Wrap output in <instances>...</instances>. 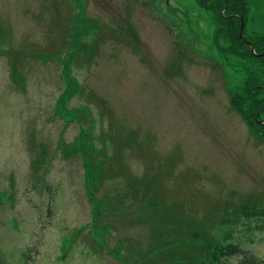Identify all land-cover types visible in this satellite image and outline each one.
Wrapping results in <instances>:
<instances>
[{"label": "rangeland", "instance_id": "rangeland-1", "mask_svg": "<svg viewBox=\"0 0 264 264\" xmlns=\"http://www.w3.org/2000/svg\"><path fill=\"white\" fill-rule=\"evenodd\" d=\"M208 12L0 0V264H264V140L230 103L248 65Z\"/></svg>", "mask_w": 264, "mask_h": 264}, {"label": "trees", "instance_id": "trees-1", "mask_svg": "<svg viewBox=\"0 0 264 264\" xmlns=\"http://www.w3.org/2000/svg\"><path fill=\"white\" fill-rule=\"evenodd\" d=\"M205 11H209L214 24L215 44L220 40L225 41L221 45V53L235 58L237 63L247 64V76L240 92H236L230 98L231 106L243 117L254 134L264 140V123L261 118L264 114V36L256 37L253 33H247V23L250 15V5L247 0H194ZM236 13V15H234ZM245 22L244 36L240 34L242 18ZM128 32V29H126ZM125 31V32H126ZM254 45V50L251 44ZM259 53V54H257ZM67 77L71 82L68 67ZM73 89V90H72ZM74 87H70L67 94L71 96ZM233 94V93H232ZM263 110L258 118V113ZM198 234V233H197ZM212 243L209 245L208 256H221L245 254V250L237 244H228L221 250L214 252ZM211 246V247H210ZM212 251V253H211ZM245 264H257V258L250 256L245 258ZM212 262V260H211Z\"/></svg>", "mask_w": 264, "mask_h": 264}, {"label": "water", "instance_id": "water-1", "mask_svg": "<svg viewBox=\"0 0 264 264\" xmlns=\"http://www.w3.org/2000/svg\"><path fill=\"white\" fill-rule=\"evenodd\" d=\"M242 18V24H241V31H240V34L242 35V36H244V26H245V22H244V20H243V17H241ZM250 44H251V41H248ZM251 47H252V49L254 50L255 48H254V45H252L251 44ZM257 54H259V53H257ZM263 110H261L259 113H258V118H259V116H260V114H261V112H262ZM263 123H264V120H261Z\"/></svg>", "mask_w": 264, "mask_h": 264}, {"label": "flooded vegetation", "instance_id": "flooded-vegetation-1", "mask_svg": "<svg viewBox=\"0 0 264 264\" xmlns=\"http://www.w3.org/2000/svg\"><path fill=\"white\" fill-rule=\"evenodd\" d=\"M234 15H236V13H234Z\"/></svg>", "mask_w": 264, "mask_h": 264}]
</instances>
